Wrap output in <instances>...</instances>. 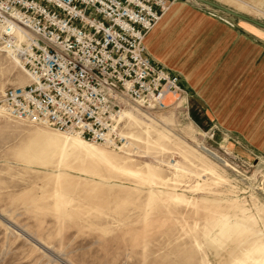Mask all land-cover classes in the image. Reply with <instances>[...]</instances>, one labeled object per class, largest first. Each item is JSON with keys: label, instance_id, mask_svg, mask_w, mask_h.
I'll return each instance as SVG.
<instances>
[{"label": "rangeland", "instance_id": "1", "mask_svg": "<svg viewBox=\"0 0 264 264\" xmlns=\"http://www.w3.org/2000/svg\"><path fill=\"white\" fill-rule=\"evenodd\" d=\"M243 1L222 3L264 21L252 7L264 0ZM9 49L0 94L30 80ZM186 99L187 115L125 109L126 149L88 142L109 162L49 140L66 133L0 116V264H264V152L215 122L234 139L230 166L218 162L198 145L217 151L221 134L207 137Z\"/></svg>", "mask_w": 264, "mask_h": 264}, {"label": "built area", "instance_id": "2", "mask_svg": "<svg viewBox=\"0 0 264 264\" xmlns=\"http://www.w3.org/2000/svg\"><path fill=\"white\" fill-rule=\"evenodd\" d=\"M173 1L0 0V46L15 48L30 77L1 92V110L113 150L125 141L124 109L150 114L175 107L187 115L179 76L155 64L144 42ZM204 133L221 134L219 150L198 146L227 165L233 137L215 124Z\"/></svg>", "mask_w": 264, "mask_h": 264}, {"label": "crops", "instance_id": "3", "mask_svg": "<svg viewBox=\"0 0 264 264\" xmlns=\"http://www.w3.org/2000/svg\"><path fill=\"white\" fill-rule=\"evenodd\" d=\"M212 1L242 13L222 3L233 0ZM170 6L145 41L154 63L179 76L198 126L217 122L247 148L264 152V29L199 0Z\"/></svg>", "mask_w": 264, "mask_h": 264}, {"label": "bare ground", "instance_id": "4", "mask_svg": "<svg viewBox=\"0 0 264 264\" xmlns=\"http://www.w3.org/2000/svg\"><path fill=\"white\" fill-rule=\"evenodd\" d=\"M170 5L168 6V8L164 11V13L159 17V19L157 20V22L154 24V26L152 27V29L150 30V32L148 33V35L153 31V29L158 25V23L161 21V19L163 18V16L168 12V10L170 9ZM148 35L145 37L144 39V42L146 41V38L148 37ZM24 39V37L22 35H19V38L17 40H14V45H16L17 47H20L21 44L19 43L20 41H22ZM146 45V44H145ZM2 46H6V45H2ZM11 49L8 50V52L11 54V53H14L13 54V58L14 60L17 62V63H21L19 57L16 55L17 53H15V48L13 46H9ZM13 50V51H12ZM24 69V68H23ZM24 71L26 72V70L24 69ZM27 73V72H26ZM28 75V74H27ZM124 111V112H123ZM120 116H119V121H123V119H125L128 115L129 117L131 118H134L131 113L130 114H127L126 110L124 109ZM6 114L1 110L0 108V116H5ZM121 117V118H120ZM137 123V122H136ZM51 130H55V129H51ZM55 131H59V130H55ZM59 132H62V133H65L63 131H59ZM68 135H72V134H69V133H66ZM70 136H65L62 135V134H53V136H50L49 137V140L50 141H53L55 143L58 144V147L60 148V150H65V149H69V148H76V149H79L80 152H86L91 155H94L96 157H99L102 159V161H106V162H109V158L108 156H106L104 153L100 152V151H97L95 149H93L92 147H90L88 142L90 143H94V144H99V143H95V142H91V141H88V140H83L82 138H77V139H80L82 141L80 142H77L76 140L73 139V136H76V135H72V137ZM122 136L125 138V141H124V144L120 147V150L119 151H123L124 149H126L129 145H130V137L126 136L125 134H123L122 132ZM75 138V137H74ZM87 143V144H86ZM89 144V145H88ZM99 145H102V144H99ZM106 147V146H105ZM113 150V149H112ZM205 152L207 153V150H205ZM210 152V151H208ZM212 153V152H210ZM208 155H210L209 153H207ZM210 156H213V155H210ZM221 161V159H220ZM108 164V163H107ZM110 164V163H109ZM258 262H261V263H264V259L263 258H259L257 260Z\"/></svg>", "mask_w": 264, "mask_h": 264}, {"label": "water", "instance_id": "5", "mask_svg": "<svg viewBox=\"0 0 264 264\" xmlns=\"http://www.w3.org/2000/svg\"><path fill=\"white\" fill-rule=\"evenodd\" d=\"M199 1L202 2L205 5H208V6L212 7V8L220 10V11H222V12H224L226 14H229L231 16L240 18L242 20L249 21V22H251V23H253V24H255V25H257V26H259V27L264 29V22L263 21L254 19V18L249 17V16H247L245 14L239 13V12L233 10V9H230V8H228L226 6H223V5L219 4V3H216V2H214L212 0H199Z\"/></svg>", "mask_w": 264, "mask_h": 264}]
</instances>
